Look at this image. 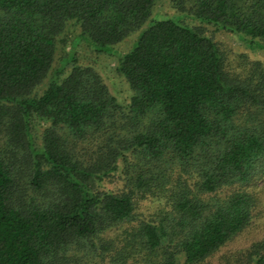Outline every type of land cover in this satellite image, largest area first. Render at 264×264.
I'll return each mask as SVG.
<instances>
[{"label":"trees","instance_id":"trees-1","mask_svg":"<svg viewBox=\"0 0 264 264\" xmlns=\"http://www.w3.org/2000/svg\"><path fill=\"white\" fill-rule=\"evenodd\" d=\"M204 25L264 50V0H0V264H205L253 222L264 61ZM217 264H264V237Z\"/></svg>","mask_w":264,"mask_h":264},{"label":"rangeland","instance_id":"rangeland-1","mask_svg":"<svg viewBox=\"0 0 264 264\" xmlns=\"http://www.w3.org/2000/svg\"><path fill=\"white\" fill-rule=\"evenodd\" d=\"M171 9L167 6V3H158L154 8L153 13L155 14H167L171 13ZM190 21V20H189ZM188 21V22H189ZM194 23L193 21H190ZM206 29L210 32H213L214 36L223 42L224 44H228L233 47L237 52H244L251 58H256L264 61V50L261 49H250L244 45V43L235 35L223 30H214V28L210 25H204ZM135 35V34H134ZM133 37V36H132ZM129 37L126 40L122 41L116 48L124 52L128 49L131 44V38ZM69 49V44L62 45L58 44L56 50V58L54 62V66L59 62V57L63 55L65 50ZM76 55L78 59L84 63L93 65L98 72L103 76L106 84L108 85L110 91L116 96L117 100L125 104L130 96V91L128 86L122 76H120L116 70L115 66L117 63V55H109L106 53H96L90 50L84 42H81L76 48ZM41 128V125H39ZM39 130V128L37 127ZM257 186L263 188V191L259 192L261 196V203L258 205V210L260 213L256 217H254L253 222L246 227L242 233L238 236L237 239H234L231 242H228L224 247L220 248V250L213 255L210 259L207 260L205 264H217L219 262L220 257L226 253H234L240 252L246 249L252 242L257 241L264 237V175L261 179L257 180ZM107 186H111V184H106ZM154 209V205L150 201L143 202L139 208L138 212L143 216L147 215L150 211Z\"/></svg>","mask_w":264,"mask_h":264}]
</instances>
